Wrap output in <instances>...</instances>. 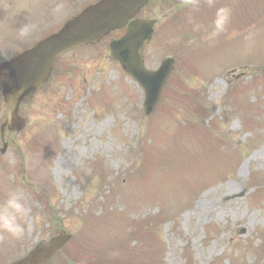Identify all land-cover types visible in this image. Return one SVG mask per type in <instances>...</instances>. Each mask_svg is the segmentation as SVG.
I'll use <instances>...</instances> for the list:
<instances>
[{"label": "rangeland", "instance_id": "obj_1", "mask_svg": "<svg viewBox=\"0 0 264 264\" xmlns=\"http://www.w3.org/2000/svg\"><path fill=\"white\" fill-rule=\"evenodd\" d=\"M85 1L63 0L56 16L60 0H5L0 61ZM160 1L140 12L158 21L144 60L177 61L153 113H143L141 90L109 55L122 31L64 54L22 102L25 128L3 136L0 200L22 191L37 221L23 239L0 238L3 262L63 230L71 239L47 264H264V0H211L187 14L181 33L165 28L169 1ZM219 7L230 22L211 37ZM198 102L206 109L195 114ZM4 119L0 93V126Z\"/></svg>", "mask_w": 264, "mask_h": 264}, {"label": "water", "instance_id": "obj_2", "mask_svg": "<svg viewBox=\"0 0 264 264\" xmlns=\"http://www.w3.org/2000/svg\"><path fill=\"white\" fill-rule=\"evenodd\" d=\"M141 0H102L84 9L65 23L61 30L37 44L19 58L0 65L2 94L6 103V121L2 130L19 131L24 120L18 115L22 98L46 81L57 56L81 44L94 43L102 34L123 26L137 12ZM152 22L134 21L128 24L127 31L119 40L110 43L111 54L118 59L125 72L131 75L145 92L144 107L150 112L160 89L171 69L172 61H165L157 70L144 69L142 50L145 41L150 40ZM62 233L48 242H40L24 259L14 264H44L69 240Z\"/></svg>", "mask_w": 264, "mask_h": 264}, {"label": "clouds", "instance_id": "obj_3", "mask_svg": "<svg viewBox=\"0 0 264 264\" xmlns=\"http://www.w3.org/2000/svg\"><path fill=\"white\" fill-rule=\"evenodd\" d=\"M211 6V0H209ZM65 4L63 0L55 5L52 12L56 16L64 13ZM231 10L227 7H219L215 11L212 20L211 37H216L226 30L230 22ZM35 25L24 26L19 37L24 38L30 35L35 29ZM37 218L32 215V210L28 203V197L19 190H10L6 196L0 200V238H11L13 240L23 239L26 229L34 228Z\"/></svg>", "mask_w": 264, "mask_h": 264}]
</instances>
